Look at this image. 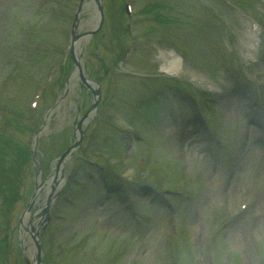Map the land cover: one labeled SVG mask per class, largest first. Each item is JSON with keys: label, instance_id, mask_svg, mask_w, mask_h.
<instances>
[{"label": "rangeland", "instance_id": "1", "mask_svg": "<svg viewBox=\"0 0 264 264\" xmlns=\"http://www.w3.org/2000/svg\"><path fill=\"white\" fill-rule=\"evenodd\" d=\"M77 1L0 0V227L7 230L0 229V264L31 259L29 228L38 225L34 213L60 171L70 181L50 202L45 264H264V216L259 222L254 209L264 196V108L251 113L248 103H264V0H130L135 16L145 18L131 35L124 0H102L104 22L95 32V1L83 0L75 15ZM75 16L74 51L79 43L85 75L97 83L75 77L64 94L75 70ZM130 42L134 54L119 62ZM164 68L179 74L188 93ZM51 70L32 119L40 134L34 158L26 144L34 138L26 129L28 102ZM35 188L39 195L20 221ZM242 227L252 255L240 243Z\"/></svg>", "mask_w": 264, "mask_h": 264}, {"label": "bare ground", "instance_id": "2", "mask_svg": "<svg viewBox=\"0 0 264 264\" xmlns=\"http://www.w3.org/2000/svg\"><path fill=\"white\" fill-rule=\"evenodd\" d=\"M96 15H97V17H98V14H96L95 12L93 13V18H94V21H95V18H96ZM80 30V29H79ZM76 31H77V29H76ZM78 45V47H76V49H75V55L76 56H78L79 57V55H80V53L78 52V48H79V46H80V44L78 43L77 44ZM77 50V51H76ZM77 74H78V72L77 71H75V73H73V75L70 77V79H69V87H72L75 83H74V79H75V77H77ZM238 96V98H239V95H237ZM237 96L235 95V99H237ZM228 102H230V101H228ZM236 104H234V106H235ZM233 106V105H232ZM244 110V109H243ZM247 111V110H246ZM246 111H242V113L243 114H245V112ZM246 114H247V116H250V113H249V111H247L246 112ZM253 143H255V144H257L255 141H253ZM182 149V148H181ZM183 150V152H181V154L183 153V155L184 156H186V153H185V150L184 149H182ZM249 150H250V152H254L256 149L254 148V147H251V146H249ZM243 167V164H242V166L240 167V168H242ZM60 176H61V174H57L56 175V179H60ZM231 190H232V193L231 194H233V196L234 197H236V195H235V193H238V188L237 187H232L231 188ZM46 197V196H45ZM45 200V198H43L42 199V202ZM264 201V196H262L261 197V199H260V202L259 201H257L258 203H257V207L255 208V211L257 212V210H258V213L256 214V217L258 218L257 220L259 221V219L261 218V217H263L264 216V206H263V204H262V202ZM43 204H45V203H43ZM43 204H41V205H43ZM35 214V216H36V218L35 217H33V223L35 224V221L37 220V219H41L42 218V216L44 215V213L43 212H41V211H39L38 210V212H37V210H36V212L34 213ZM259 222H261L262 223V220L261 221H259ZM25 223H26V220H25ZM37 226H35V228H36ZM240 229H242V230H240L239 231V235H238V237H239V239H240V243H242V244H244V247H245V249L246 250H248V253H249V255H252V252H250V250H249V247H250V245H248V243L246 242V237H245V233H244V231H243V227L242 228H240ZM29 244V246L27 247V252H28V254H30V257H31V260L34 258V256L36 255V253L34 252V247H33V245L29 242L28 243Z\"/></svg>", "mask_w": 264, "mask_h": 264}, {"label": "water", "instance_id": "3", "mask_svg": "<svg viewBox=\"0 0 264 264\" xmlns=\"http://www.w3.org/2000/svg\"><path fill=\"white\" fill-rule=\"evenodd\" d=\"M97 1V3H98V11H99V15H100V21H101V23H102V13H103V11H102V4H101V1L100 0H96ZM74 62H76V65H77V68H78V70H79V72H80V76H81V79H82V81L83 82H85L89 87H91L90 86V82H88V79H87V77L84 75V72H83V68H82V64H81V62H79V60L76 58V57H74ZM94 91V93H95V95L97 94V93H99V91L97 92V91H95V90H93ZM97 97L95 98V102L93 103V105H92V107H91V109H93V108H95L96 107V104H97ZM78 145V144H77ZM72 148V146H69V148L65 151V153H64V155H63V157L64 156H66L68 153H69V150ZM35 195L33 196V198L31 199V202L29 203L30 205L28 206V208L27 209H30V207L32 206V202L34 201V199H35V197H36V192L34 193ZM48 210H49V205H47L46 207H45V209H44V213H46L47 214V212H48ZM36 243H37V257H36V262L38 263V264H42L41 263V253H40V250H41V246H40V243H39V240L38 239H36ZM30 264V263H29Z\"/></svg>", "mask_w": 264, "mask_h": 264}]
</instances>
